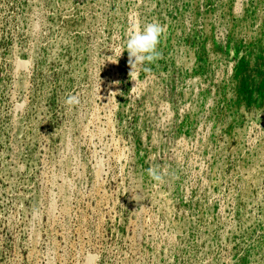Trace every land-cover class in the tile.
I'll return each mask as SVG.
<instances>
[{
	"label": "rangeland",
	"instance_id": "rangeland-1",
	"mask_svg": "<svg viewBox=\"0 0 264 264\" xmlns=\"http://www.w3.org/2000/svg\"><path fill=\"white\" fill-rule=\"evenodd\" d=\"M0 264H264V0H0Z\"/></svg>",
	"mask_w": 264,
	"mask_h": 264
},
{
	"label": "clouds",
	"instance_id": "clouds-1",
	"mask_svg": "<svg viewBox=\"0 0 264 264\" xmlns=\"http://www.w3.org/2000/svg\"><path fill=\"white\" fill-rule=\"evenodd\" d=\"M165 32L166 26L156 21L146 24L142 29L136 25L129 28L126 34L125 50L128 52V64L131 68L130 77L132 80L135 81L134 77L138 68L143 66V71L148 73L151 69L146 65L153 64L161 58V53L157 48ZM124 51L121 52L120 56ZM135 87L131 90H134ZM65 103L69 107L79 105L80 99L76 95H71ZM147 174L151 180L157 183H164V176L167 175L166 171L162 172L158 166L149 167ZM136 196H134V199H136Z\"/></svg>",
	"mask_w": 264,
	"mask_h": 264
}]
</instances>
